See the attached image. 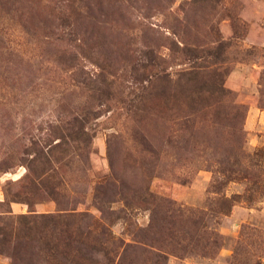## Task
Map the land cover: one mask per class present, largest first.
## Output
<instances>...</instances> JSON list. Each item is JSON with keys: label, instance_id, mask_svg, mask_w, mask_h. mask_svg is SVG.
<instances>
[{"label": "rangeland", "instance_id": "rangeland-1", "mask_svg": "<svg viewBox=\"0 0 264 264\" xmlns=\"http://www.w3.org/2000/svg\"><path fill=\"white\" fill-rule=\"evenodd\" d=\"M190 70L222 74L209 109L186 104ZM49 149L37 202L9 204ZM29 210L82 215L125 264H165L152 243L166 264L264 257V0H0V225ZM13 253L0 264H47Z\"/></svg>", "mask_w": 264, "mask_h": 264}, {"label": "trees", "instance_id": "trees-1", "mask_svg": "<svg viewBox=\"0 0 264 264\" xmlns=\"http://www.w3.org/2000/svg\"><path fill=\"white\" fill-rule=\"evenodd\" d=\"M204 3L217 2L218 0H201ZM76 56L67 57L64 62L67 66L74 63ZM73 67V66H71ZM212 72V71H211ZM202 73L197 70H190L184 73L185 75V84H186V97L188 101L186 104L191 108L197 106L204 107L209 109L211 104L210 100L213 98V95H224V88L220 85L222 81V74L213 71L214 75V84L212 87H207L205 83L198 87L196 81L198 76ZM202 97V98H201ZM187 107V106H186ZM143 110V109H142ZM55 140H59L54 145L51 146L52 149H59L65 143V137L62 135H57L54 137ZM72 141H79L83 144L88 142V139L82 138L79 133H76L74 137H68ZM50 149L44 153L40 151L43 155L42 158H45V162H40L39 166L26 167V175L23 180L26 184L23 186L21 195L13 196L9 200L10 203H22L27 205L31 209L32 205L37 202L34 197L40 188H45V183H49L48 178H46V168L44 167L47 164L49 159L44 157L45 155L49 156ZM33 161V160H32ZM109 191V190H108ZM115 196L112 193L105 192L104 195L100 198H96L95 205L98 211L101 214V220L104 221L107 218L109 210L105 208L107 204L113 203ZM123 201V199H122ZM148 228L152 229L153 227L160 229L161 225H164L160 219L156 218V212L150 211ZM11 214V212L9 211ZM185 215L180 211L179 216L182 217ZM192 217L190 210L186 209V218L190 219ZM0 225V255L7 253V250L12 249L14 255H17L22 252L24 255L21 256L27 257L30 253H33L35 249L43 254V259L47 264H63L61 261H67L69 264H125L126 263V251L115 249L114 251L110 250V241L108 239H100L93 230L86 229L82 230L80 223L82 222V215L76 216L74 213L70 214H36L32 210H29L27 214L20 215H9L4 219ZM166 219L163 218V221ZM161 222V223H160ZM145 231V230H141ZM210 243H208V241ZM205 241L207 244L204 248L207 247H217L218 243L222 242L223 238L221 235L215 232L209 233ZM136 246H133L134 249H140V241H134ZM221 244V243H220ZM146 243H142L141 247H146ZM21 247V248H20ZM151 250H147L148 253L152 254L158 259H162L167 263L166 256L163 253L162 247L160 245H155L152 243L149 245ZM142 249V248H141ZM144 249V248H143ZM146 249V248H145ZM144 249V251H146ZM87 252L92 254H97L102 257V260L92 259L88 257ZM187 252V249H186ZM234 262L235 264H254L253 262H248L247 257L244 259H239L237 255L239 252L235 251ZM15 262V259H14ZM165 263V264H166ZM256 264H263L264 257L258 256Z\"/></svg>", "mask_w": 264, "mask_h": 264}]
</instances>
